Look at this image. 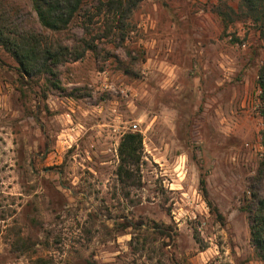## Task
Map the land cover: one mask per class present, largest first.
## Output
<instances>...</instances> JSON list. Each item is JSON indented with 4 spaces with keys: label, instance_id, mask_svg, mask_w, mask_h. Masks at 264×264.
<instances>
[{
    "label": "rangeland",
    "instance_id": "1",
    "mask_svg": "<svg viewBox=\"0 0 264 264\" xmlns=\"http://www.w3.org/2000/svg\"><path fill=\"white\" fill-rule=\"evenodd\" d=\"M0 6L52 34L30 0ZM237 6L140 0L116 44L97 39L110 16L89 35L76 21L54 38H93L97 52L59 67V89L20 79L0 47V264H262L243 206L262 152L264 40ZM128 131L141 161L121 182Z\"/></svg>",
    "mask_w": 264,
    "mask_h": 264
},
{
    "label": "trees",
    "instance_id": "2",
    "mask_svg": "<svg viewBox=\"0 0 264 264\" xmlns=\"http://www.w3.org/2000/svg\"><path fill=\"white\" fill-rule=\"evenodd\" d=\"M30 1L38 23L52 34L27 27L22 21L19 9L9 10L0 6V47L15 62V71L20 79L28 82L34 77L45 76L52 88L59 89V67L81 60L89 51L96 53L97 47L93 38H74L70 44H65L54 38V34L65 31L71 24L80 21L83 32L89 35L94 17L102 15L110 16L112 21L107 22V31L102 36L98 35L97 39L111 35L114 44L124 42L127 39V20L140 0H96L93 13H90L85 0ZM237 5L244 18L257 27L264 40V0H237ZM257 78L258 114L262 120V152L255 174L248 183V196L243 210L248 215L251 245L264 264V61L259 67ZM141 152L140 133H124L117 147L116 176L119 181L126 182L133 178L135 172H139ZM36 264L49 263L44 259H37Z\"/></svg>",
    "mask_w": 264,
    "mask_h": 264
}]
</instances>
